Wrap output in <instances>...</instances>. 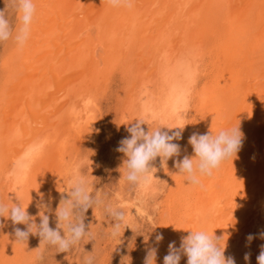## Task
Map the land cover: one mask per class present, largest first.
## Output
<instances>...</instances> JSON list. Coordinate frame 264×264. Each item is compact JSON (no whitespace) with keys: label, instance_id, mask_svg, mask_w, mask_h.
Instances as JSON below:
<instances>
[{"label":"bare ground","instance_id":"bare-ground-1","mask_svg":"<svg viewBox=\"0 0 264 264\" xmlns=\"http://www.w3.org/2000/svg\"><path fill=\"white\" fill-rule=\"evenodd\" d=\"M33 2L29 39L23 47L9 39L0 52V202L22 203L37 226L47 215L52 228L77 170L92 190L93 180L113 168L118 194L110 202L124 204L128 226L139 207L153 229L137 261L126 259L130 264H144L153 248L155 264H164L169 244L179 248L191 230L222 238L225 258L235 264H258L264 246V0H130V7L123 0L117 6L109 0ZM18 27L19 19L13 37ZM136 119L147 121L146 132L185 127L173 141L179 156L165 166L157 157L152 184L134 185L131 193L127 157L117 148ZM233 127L242 133L233 160L200 177V185L188 184L175 162L195 157L190 136ZM100 138L106 140L102 149ZM0 225V264L40 260L38 233L20 244L15 229L27 225L10 217H0ZM187 260L182 254L179 264Z\"/></svg>","mask_w":264,"mask_h":264},{"label":"clouds","instance_id":"clouds-1","mask_svg":"<svg viewBox=\"0 0 264 264\" xmlns=\"http://www.w3.org/2000/svg\"><path fill=\"white\" fill-rule=\"evenodd\" d=\"M121 2L122 0H109L113 6ZM123 2L131 6L130 0ZM13 7L19 13V27L13 37V28L7 18V11L0 10V42L14 38L18 46L23 47L30 37L36 5L33 0H13ZM146 123L147 121L143 119H136V123L127 128L131 135L123 138L117 148V151L127 157L124 161L127 169L126 180L139 188H146L152 184V177L156 172V169L151 167L152 161L160 157L162 165L165 166L169 159L179 156L181 147L173 141L182 137V130L185 127L161 126L155 131L150 129L146 132L142 127ZM162 127L179 129V131L170 135L168 132H162ZM188 142L194 149L195 157L185 156L182 161L177 160L175 166L179 169V173L186 177L188 184L200 185V177L213 175L224 163L233 160L242 146V133L239 127L221 130L218 134L193 133ZM69 196L70 198L62 200L56 211L57 229L49 226V217L44 214L41 215V222L37 226L22 203L8 207L0 202V217H10L16 225H27L26 231L15 229L17 243L23 244L30 233H38L42 238L41 246L47 244L56 248L58 252H69L82 240H94L91 228L86 227L84 223L85 213L89 208L103 207L106 214L113 218L114 223L109 234L113 239L121 238V229L129 227L127 215L122 207L105 201L98 193L94 196L88 180L79 170L73 175ZM60 228L64 230L63 236L59 231ZM252 238L251 235L248 237L249 240ZM162 239V235L156 236L157 242ZM224 248L222 238L210 235L204 230H191L188 236L182 238L179 248L175 246V242L169 244V252L164 257V264H179L182 254L187 256V264H235L232 257L225 258ZM155 257L156 250L150 249L144 264H155ZM94 259L85 256L84 264H94ZM248 259L246 255L245 260ZM257 260L258 264H264V246Z\"/></svg>","mask_w":264,"mask_h":264},{"label":"rangeland","instance_id":"rangeland-1","mask_svg":"<svg viewBox=\"0 0 264 264\" xmlns=\"http://www.w3.org/2000/svg\"><path fill=\"white\" fill-rule=\"evenodd\" d=\"M0 10L7 11V18L9 20L10 25L14 29L18 23L19 13L13 7V0H0ZM14 31V30H13ZM8 41L0 42V52ZM103 132V131H102ZM103 135V133H101ZM105 138L106 135L104 134ZM107 139V138H106ZM99 144L98 147L101 149L106 144V140L104 138H100L97 142ZM115 169L104 173L105 175L97 176L92 182V194L95 196L97 193L103 195L101 198L105 199L107 202H110L113 195H117V174L113 172ZM86 173V172H85ZM115 174V175H114ZM100 177L102 179H100ZM104 180V182H103ZM106 180V181H105ZM104 184V185H103ZM132 186H128V189L131 190ZM105 187V189H104ZM108 189V192H107ZM116 191V192H115ZM108 194V195H107ZM119 205V204H117ZM123 206V205H119ZM139 205H136L138 207ZM125 210V208H123ZM98 208V209H97ZM95 209L89 208L85 213L84 223L86 227H90L91 231L94 235V240L89 241L88 239L82 240L79 244H77L72 250L69 252H58V250L54 247L48 246L45 244L41 251L40 260L36 262V264H81L84 263V257L90 256L94 257V264H130L132 261H126V259L137 261V257L141 254V251L146 245L145 243H151L153 237V229H150L151 222L145 216L143 217L142 210L137 208L135 210L136 222L134 225H129L128 230H123L124 235L121 238L113 239L110 237V231L114 220L111 216L106 214L103 207H97ZM98 210L94 213V210ZM125 212V211H124ZM97 214V216H94ZM139 214V215H138ZM148 214V212H146ZM100 218V223L95 222L97 218ZM138 223V224H137ZM142 225V226H141ZM56 227V228H55ZM134 227V228H133ZM53 229L58 228V223L56 226L52 227ZM152 228V226H151ZM61 235H64V230L62 228L59 229ZM148 233V234H147ZM151 233V234H150ZM124 240H123V239ZM107 239V240H106ZM146 239V241H145ZM149 239V242H147ZM145 241V243H144ZM86 242L89 246L88 249L82 251V246ZM105 260H104V259ZM133 258V259H132ZM79 261V262H78ZM127 262V263H126ZM129 262V263H128Z\"/></svg>","mask_w":264,"mask_h":264}]
</instances>
